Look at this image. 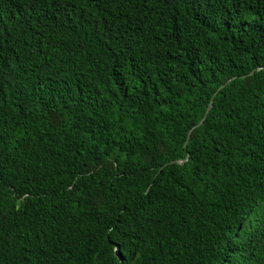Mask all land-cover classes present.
I'll return each mask as SVG.
<instances>
[{"label": "trees", "instance_id": "obj_1", "mask_svg": "<svg viewBox=\"0 0 264 264\" xmlns=\"http://www.w3.org/2000/svg\"><path fill=\"white\" fill-rule=\"evenodd\" d=\"M0 264H264V0H0Z\"/></svg>", "mask_w": 264, "mask_h": 264}, {"label": "water", "instance_id": "obj_2", "mask_svg": "<svg viewBox=\"0 0 264 264\" xmlns=\"http://www.w3.org/2000/svg\"><path fill=\"white\" fill-rule=\"evenodd\" d=\"M253 72H254V70L250 71V74H252ZM243 76H245V75H243ZM232 79H233V78H230V79H228L226 82H224L223 84H221L220 87L214 92L213 97H212V100H211V103L209 104L208 108L206 109L205 114L203 115L202 119H201L197 124H195V126H193V127L189 130V132H188V136H187V140L185 141V145L188 144V140L190 139V136H191V133H192L194 127H197V126L201 125V124L203 123V121L205 120V118L207 117V115H208V113H209V111H210V109H211L212 101H213V99H214V96L216 95V93L218 92V90H220L221 88H223V87H224L226 84H228ZM187 158H188V155H187V157H186L185 159H182V160H180V159H174V160H171L170 162H166L163 166H161V168H163V167H164L165 165H167L168 163H179V164H183V163L187 160ZM161 168H160V170H161Z\"/></svg>", "mask_w": 264, "mask_h": 264}]
</instances>
